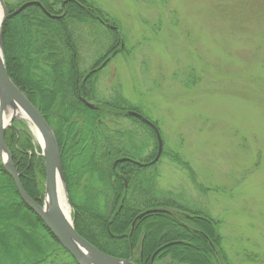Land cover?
I'll use <instances>...</instances> for the list:
<instances>
[{"label":"rangeland","instance_id":"374dc122","mask_svg":"<svg viewBox=\"0 0 264 264\" xmlns=\"http://www.w3.org/2000/svg\"><path fill=\"white\" fill-rule=\"evenodd\" d=\"M24 1L5 3L16 8ZM63 1L49 0L54 16L62 18ZM90 1L107 20L79 27L82 68L92 81L87 93L93 100L84 101L94 108L121 101L124 105L117 107H127L126 113L138 110L157 122L164 157L146 169L155 181L154 201L208 213L221 225L232 264H264V0ZM115 49L118 54L89 75ZM119 113L103 123L120 134L112 141L139 159L148 156L155 148L153 137L136 117ZM15 123L43 157L30 126L15 121L14 130L20 129ZM168 154L190 164L199 188L190 170ZM87 181L97 187L85 178L78 188ZM67 194L75 220L68 187ZM81 195L78 203L87 204Z\"/></svg>","mask_w":264,"mask_h":264},{"label":"trees","instance_id":"16d2710c","mask_svg":"<svg viewBox=\"0 0 264 264\" xmlns=\"http://www.w3.org/2000/svg\"><path fill=\"white\" fill-rule=\"evenodd\" d=\"M34 1L41 2L50 14L58 15L49 0ZM23 3L16 8L8 6L10 12ZM61 14V19H52L38 6H30L6 21L3 40L10 78L56 135L77 232L101 252L119 259L135 257L140 264H232L216 219L199 209L155 202V181L148 177L147 167L125 161L114 168L116 160L121 158L151 163L158 152L156 133L143 121L133 119L155 141L154 150L140 159L118 143L115 145L112 137L118 138L120 134L104 128L103 123L117 119L119 111L132 118L126 113L127 107H117L124 103L111 101L94 109L84 104L85 99L93 100L87 93L92 81L82 68L79 27L99 23V19L107 20L105 14L90 0H66ZM111 32L120 35L119 31ZM149 119L159 128L157 122ZM15 125L20 127V133L12 128L7 130L6 145L26 192L43 205L44 158L34 152L28 132L20 124ZM146 148V145L140 148L142 155ZM171 157L179 166L190 170L199 188L190 164L177 155ZM159 162L150 167H157ZM85 178L93 179L97 187L88 185L87 181L85 187L78 188ZM79 191L82 194L79 198L87 199V204L78 203ZM142 203L171 213L151 214L135 222L150 209H142ZM173 209L176 211L172 212ZM137 249L139 252L135 254ZM0 264H77L42 220L23 203L1 162Z\"/></svg>","mask_w":264,"mask_h":264},{"label":"water","instance_id":"95a60500","mask_svg":"<svg viewBox=\"0 0 264 264\" xmlns=\"http://www.w3.org/2000/svg\"><path fill=\"white\" fill-rule=\"evenodd\" d=\"M38 6L42 11L53 19H61L60 16H54L47 12L45 7L38 1H29L21 5L16 11L10 13L5 0H0V6L3 11V18L0 20V162L4 167L7 174L13 179L19 195L23 203L31 209L46 225L53 237L59 242L61 247L68 252L77 264H135L132 259L124 260L107 255L95 246L85 240L76 230L75 221L68 220L62 212L58 203V181H60L66 193L67 200L70 204L67 186L65 181V174L62 163L61 150L57 142L56 135L50 125L47 123L44 116L40 111L32 104V102L26 97V95L14 84L10 78L5 63L4 44H3V29L8 19L18 16L26 8L30 6ZM107 62L104 63L106 65ZM88 107L94 108V105L87 103ZM20 111H23L31 124L27 123L24 119H21L18 115ZM12 112L13 115L7 123H5L6 113ZM130 115L142 120L145 124L151 126L157 136L158 140V153L156 158L149 164H136L143 167L156 164L163 153V139L159 129L144 118L141 114L130 112ZM24 122L29 125L33 132L32 126H34L40 133L42 140L41 148L42 155L45 161L46 167V184H45V198L43 205H39L34 201L26 192L20 178V174L13 162L10 149L5 142V132L8 128H15L14 122ZM32 125V126H31ZM19 133V129H17ZM128 158H124L115 162V166L119 162L128 161ZM71 207V204H70ZM170 214L167 210H147L140 214L136 221L151 214ZM135 222L133 226L135 225Z\"/></svg>","mask_w":264,"mask_h":264},{"label":"bare ground","instance_id":"6f19581e","mask_svg":"<svg viewBox=\"0 0 264 264\" xmlns=\"http://www.w3.org/2000/svg\"><path fill=\"white\" fill-rule=\"evenodd\" d=\"M3 18V11H2V8L0 6V20ZM13 115L12 112L10 113H6L4 119H5V123H7L9 121V119L11 118V116ZM18 115H20L19 117L21 119H24L27 123L31 124L30 121L28 120V117L27 115L23 112V111H20L18 113ZM32 126V125H31ZM33 128V137L37 140L38 144L41 145L42 143V140H41V137H40V133L37 131V129L32 126ZM58 203H59V206L62 210V212L64 213V215L66 216V218L70 221H72V215H71V207H70V204L67 200V197H66V193H65V190H64V186L63 184L58 181Z\"/></svg>","mask_w":264,"mask_h":264},{"label":"flooded vegetation","instance_id":"af4514ba","mask_svg":"<svg viewBox=\"0 0 264 264\" xmlns=\"http://www.w3.org/2000/svg\"><path fill=\"white\" fill-rule=\"evenodd\" d=\"M66 7V4L65 5H63V7H62V9H64ZM102 23V25H106L107 26V23L106 22H101ZM121 44H122V42H121ZM114 48V47H113ZM118 54V50L117 49H115L113 52H111V56L110 55H105L103 58L104 59H102L101 61H99L97 64H95V66L94 67H92L90 70H89V75H92V74H94V75H96L98 72H100L101 71V69H102V66L104 65V63L105 62H107V63H109L110 62V60H111V58L113 57V56H116ZM130 112H135V111H133V110H131V111H128V113H130ZM135 113H138V112H135ZM118 160H120V159H118ZM118 160H116V161H118ZM125 162V161H124ZM127 162H129V163H134V164H136V162H138V161H134V160H129V161H127ZM120 163H122V162H119L118 164H117V166L120 164ZM132 163V164H133ZM137 166H141V165H138V164H136ZM117 166H115L114 165V168L116 169L117 168Z\"/></svg>","mask_w":264,"mask_h":264}]
</instances>
